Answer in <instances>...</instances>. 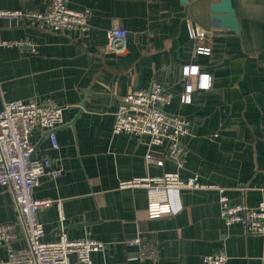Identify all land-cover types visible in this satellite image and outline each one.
Listing matches in <instances>:
<instances>
[{"label": "crops", "instance_id": "0c3cea01", "mask_svg": "<svg viewBox=\"0 0 264 264\" xmlns=\"http://www.w3.org/2000/svg\"><path fill=\"white\" fill-rule=\"evenodd\" d=\"M220 0H68L88 9L91 28L84 33L54 32L0 18V38L24 46L0 45V110L4 100H53L64 107L57 128L59 148L40 127L31 141L36 158L62 166L57 178L43 176L36 198L62 200L71 239L91 236L108 244L91 254L92 264H205L204 256L223 250L227 264H264V235L228 226L220 191L231 202L256 206L264 200V0H232L239 33L215 26L212 4ZM50 0H0V9L45 10ZM127 30L124 50L108 46L107 29ZM204 32L202 39L193 33ZM38 51L32 52V45ZM211 48L195 54V48ZM211 76L209 88H196L182 102L185 65ZM157 81L174 94L166 106L191 123L183 137L184 166L173 159L146 163L149 137L113 131L121 98ZM167 140L156 151L164 153ZM156 158L159 156L155 155ZM179 171L199 175L200 188L171 189L173 211L147 216L144 187L120 188L121 180ZM44 240H56V204L39 212ZM15 224L13 248L28 239L12 190L0 186V224ZM141 234L159 250L157 259L141 257L123 240ZM4 264L8 247L0 246ZM72 264L79 262L71 255Z\"/></svg>", "mask_w": 264, "mask_h": 264}, {"label": "built area", "instance_id": "2783aa9c", "mask_svg": "<svg viewBox=\"0 0 264 264\" xmlns=\"http://www.w3.org/2000/svg\"><path fill=\"white\" fill-rule=\"evenodd\" d=\"M88 9H75L68 0H50L45 10L36 9H0V18L13 19L18 23H27L33 27L64 33L73 31L84 33L91 28ZM109 48L120 52L124 50L127 30L113 26L106 31ZM193 38L202 39L204 32H196ZM1 46H24V42L0 38ZM32 52L38 48L34 44ZM210 47L198 45L195 54H209ZM185 86L181 100L190 103L196 88H209L211 76L199 72L198 65L183 67ZM174 94L166 90L160 82L154 81L148 89L132 90L121 98L115 113L113 131L149 137V149L145 155L146 163L156 162L163 165L166 158L173 159L178 168L184 166L188 149L182 138L189 135L191 123L185 117L166 109ZM64 107L53 100L38 102L30 100H4L0 110V186H8L14 195L21 215V225L28 239L24 248H13L16 239L15 224H0V246L8 247V261L13 264H72L71 255L75 254L79 262L92 264L91 254L103 251L108 244L91 236L71 239L68 237L66 217L62 200L36 198L34 189L40 178H57L63 167L54 166L50 158H35L31 155L34 146L31 134L40 127L49 136L53 148H59L57 128L63 124ZM167 140V149L156 151ZM155 155L159 156L158 158ZM199 175L181 177L179 171H167L161 175H148L121 180L120 188L144 187L147 191V216L160 218L173 211L169 191L171 189L200 188ZM220 191L221 213L228 226L239 225L245 233L264 235V200L256 206L243 202H231L224 188ZM56 204L59 213L60 228L56 240L46 241L44 223L40 220V210ZM128 246L137 248L141 257L157 259L159 250L151 245L141 234L123 240ZM205 264H227L228 256L223 250L206 254ZM0 256V264H4Z\"/></svg>", "mask_w": 264, "mask_h": 264}, {"label": "water", "instance_id": "95a60500", "mask_svg": "<svg viewBox=\"0 0 264 264\" xmlns=\"http://www.w3.org/2000/svg\"><path fill=\"white\" fill-rule=\"evenodd\" d=\"M182 2L187 3V0H182ZM211 13V19L215 26L229 28L239 33V24L232 0H220L218 3L212 4ZM31 158H36L35 150H33Z\"/></svg>", "mask_w": 264, "mask_h": 264}, {"label": "bare ground", "instance_id": "6f19581e", "mask_svg": "<svg viewBox=\"0 0 264 264\" xmlns=\"http://www.w3.org/2000/svg\"><path fill=\"white\" fill-rule=\"evenodd\" d=\"M26 101V100H25Z\"/></svg>", "mask_w": 264, "mask_h": 264}]
</instances>
